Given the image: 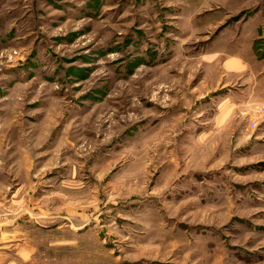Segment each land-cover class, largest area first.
Instances as JSON below:
<instances>
[{
    "label": "rangeland",
    "instance_id": "374dc122",
    "mask_svg": "<svg viewBox=\"0 0 264 264\" xmlns=\"http://www.w3.org/2000/svg\"><path fill=\"white\" fill-rule=\"evenodd\" d=\"M250 13L0 0V264H264V109L213 100Z\"/></svg>",
    "mask_w": 264,
    "mask_h": 264
},
{
    "label": "crops",
    "instance_id": "0c3cea01",
    "mask_svg": "<svg viewBox=\"0 0 264 264\" xmlns=\"http://www.w3.org/2000/svg\"><path fill=\"white\" fill-rule=\"evenodd\" d=\"M252 14H249L251 16L248 20L244 19L243 25H230L225 30L236 34L227 38V49L222 43L223 49H219L216 54L224 58L219 62L221 74L213 92V100L218 99L217 106L220 112L240 113L244 118L250 116L251 119L252 114L257 113V109H264V54L259 48L264 42L261 40L262 13L254 16ZM226 126L221 125V127ZM259 130L258 135L253 139L264 144V119ZM23 217L24 214L20 217L21 221ZM38 218L36 215L35 219Z\"/></svg>",
    "mask_w": 264,
    "mask_h": 264
}]
</instances>
